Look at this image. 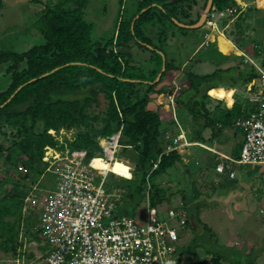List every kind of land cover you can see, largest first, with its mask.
Here are the masks:
<instances>
[{"label":"trees","instance_id":"obj_1","mask_svg":"<svg viewBox=\"0 0 264 264\" xmlns=\"http://www.w3.org/2000/svg\"><path fill=\"white\" fill-rule=\"evenodd\" d=\"M89 1L58 0L56 3H46L36 23L45 42L26 51L0 50V73L5 72L10 78V81L8 78L0 79V130L9 129L11 138L8 146L0 144V250L5 253L19 256L23 254L21 223L25 195H22L21 188L30 190L28 186L32 187L40 181L48 166L47 151L50 148L86 151L88 160H91L100 156L97 155L98 152H103L101 139L121 134L122 148L117 153V159L131 162L135 169L133 178L117 180L118 189L107 186L109 192L117 191L121 195V202L118 204L120 211L134 217L147 194L152 207H158L172 199L167 189L161 187L157 180L170 169L183 164V158L177 148L168 150L170 145L176 147L178 143L171 137L170 142L165 139L161 115L150 105L153 95L165 93V89H157V86L167 72L175 67L165 59L162 61V56L157 52L164 53L161 48L167 42V36L164 34L166 38L164 41L160 40V48L147 35V25L151 24L155 28L160 23L157 36H161L165 31L163 26L166 19L187 25L197 23L201 15L191 19L190 13L185 9L187 5L191 7L195 0H139L136 13L118 20L113 36L106 42H95L91 38L93 24L85 17ZM207 2L208 0L205 1L204 10ZM213 6L220 11L237 8V13L229 20L234 17L247 20L257 10L254 7L241 11L235 0H214ZM182 18L188 21L184 22ZM261 22L264 23L263 20ZM142 45L154 48L159 69L162 65L165 66V71H161L162 76L156 83L153 82L158 76V70L152 68L147 77L142 67L130 65L133 46ZM254 54L264 66V40L256 43ZM164 55L166 57L165 53L163 57ZM211 55L223 61L230 59L216 46L208 56ZM204 59L208 58L204 56ZM226 71L219 68L204 76L187 73L192 91L184 106L193 114L199 128L195 131L196 138L184 134L190 143L186 147H199L209 151L211 156L207 157L206 169L216 170L224 159L220 157V152L202 146L207 144L203 141V132L211 129L213 137H216L233 128L237 135H242L243 130L236 123L239 118L248 117L255 109L247 97L236 100L232 108L221 106L220 102L216 113L208 109L206 101L210 100L209 94L218 87V81L229 86L232 79H240L243 85H248L261 77L255 67L247 74L239 77L234 75L231 79L222 75ZM235 85L230 87L234 88ZM174 93L173 89L170 90V94ZM104 100L108 105L104 111L96 114L94 108H102ZM179 126L182 127L180 124ZM63 130H74V138H66L63 142L58 140V135ZM210 142L213 145V141ZM167 145L169 146L166 147ZM235 157L239 158L240 155ZM100 161L109 164L106 159L100 158ZM19 165L25 166L29 173L22 174ZM216 175L220 186L226 187L222 181L231 179L229 175L217 171ZM33 176L34 179H30ZM8 185H13V189L9 190ZM194 196L196 200L199 199L198 192ZM183 199L187 224L182 232L186 233L188 228L197 231L196 226L200 225L203 234L211 235L212 231L200 220L199 212L196 214L189 208L185 195ZM30 239L41 242L38 234ZM194 242L197 243V237ZM196 245L194 250L191 245L187 247L188 254L196 253L200 246ZM220 257L222 256L214 255L195 264H219Z\"/></svg>","mask_w":264,"mask_h":264},{"label":"rangeland","instance_id":"obj_2","mask_svg":"<svg viewBox=\"0 0 264 264\" xmlns=\"http://www.w3.org/2000/svg\"><path fill=\"white\" fill-rule=\"evenodd\" d=\"M57 1L0 0V50L26 51L35 45L43 44L44 38L36 24L38 16L45 9L46 3H56ZM138 1L90 0L85 8V17L93 24L92 40L106 42L112 37L118 20H124L136 13ZM205 1L195 0L191 7L188 5L185 7L190 13L191 19H196L198 15L204 13ZM235 1L241 7V11L254 7L257 10L251 13L247 20H239L234 17L225 25L230 18L226 12L223 17L217 19L215 27L217 31L215 29L212 31L206 26L199 29H187L178 24L182 22L175 20L173 23L166 19L163 35L157 36L160 32V23L155 28L151 24L147 25V35L154 39L155 45L160 47L162 44L160 40L164 41L163 39L166 38L164 34L167 36V42L162 44V48L160 47L166 57L165 55L163 57L162 51L157 50V52L162 56V61L165 59L175 67L167 72L163 81L157 86V89H165V93L158 96H156L157 94L153 95L150 105L160 113L163 121L162 130L165 132V139L169 142V137L179 140V136H176L179 131L196 138L195 131L199 128L193 114L184 106L192 91L187 73L193 72L196 75L204 76L212 74L219 68L225 71L230 69L222 75L231 79L234 75L239 77L247 74L253 67L257 70L258 68L264 70L261 60L257 59L254 54L256 43L264 40V23L261 22V20L264 21V0ZM184 19L181 20L188 21ZM219 33L224 34L225 37ZM209 34H211V38L208 40L210 45L206 46L204 43ZM214 46L230 59L223 61L214 55L209 57ZM153 50L154 48L150 45L147 47L133 46V60L130 65L135 68L142 67L147 77L148 72L154 68L158 70V78L164 66L162 65L161 69L158 68L156 65L157 54ZM204 56L208 59H204ZM6 78L8 75L5 72L0 73V79ZM157 78L154 82H157ZM230 85H235V87L231 88ZM217 86L211 95L209 94L210 100L206 101L211 112L216 113V107L220 105V102H222L221 106L232 108L236 100L247 97L248 85H243L240 79H235V81L232 79L229 86L227 83L218 81ZM172 89L174 94H170ZM107 105L108 102L104 100L102 108H94L95 113L100 114ZM97 125L101 126V124ZM5 132L7 133L5 134ZM74 134V130H63L58 135V140L73 139ZM203 136V141L207 144H212L210 140L213 141L216 150L221 151L222 149L224 153L232 154L234 157L241 153V142L238 141L242 136L237 135L233 128L223 131L216 137H213L211 129H206ZM225 138L227 139L225 140ZM10 140V130L6 128L0 130V144L8 146ZM172 148L175 147L169 146L168 150ZM177 149L183 158V164L170 169L168 173L157 180L161 187L167 189L168 195L172 196L170 202H164L161 205L185 211L183 199L185 195L189 201V208L196 214L199 212L202 223L212 231L211 235L203 234L202 227L198 225L196 226L197 231L188 228L185 234L181 232V243L184 246L181 249L184 253V260L197 262L215 255L222 256L219 264H264V217L260 213L264 206L262 181L264 167L244 165L236 169L234 179H223L225 181L222 182L226 187L222 188L219 180L216 179L215 168L206 169L207 157L211 156L209 151L199 147H184L179 143ZM97 155L103 156V152H98ZM93 160L92 166L99 172L110 171L105 178L102 177L110 189H118L117 180L134 177V164L127 160L117 159V155L116 160L109 164L99 162L97 158H93ZM44 175V178L35 183L36 185L28 186L30 190L21 188L22 195H25L24 216L21 223V239L24 241V248L21 249V252L23 254L19 256L0 250V264H43L44 251L40 242L30 238L35 234L36 217H38V210L35 209L39 208V202L51 190L52 183L55 184L51 174L45 173ZM30 179H34V176ZM35 186L37 188L33 190ZM8 188L9 190L13 189V185H8ZM197 192L198 200L194 196ZM146 216L145 200L135 211V217L142 221L146 220ZM196 237L197 243L194 242ZM196 244L200 245L197 247L196 253L188 254L187 247L191 245L194 250Z\"/></svg>","mask_w":264,"mask_h":264},{"label":"built area","instance_id":"obj_3","mask_svg":"<svg viewBox=\"0 0 264 264\" xmlns=\"http://www.w3.org/2000/svg\"><path fill=\"white\" fill-rule=\"evenodd\" d=\"M226 12L227 16H233L237 8L220 11L212 7L205 26L213 31L217 19ZM209 38L210 34L206 36V46L210 45ZM258 71L261 77L248 84L247 93L255 109L236 123L243 130L240 157L220 154L224 161L216 168L231 179L236 177V169L244 165L264 167V70ZM120 137L117 134L100 140L103 157L109 162L116 160L122 148ZM178 139L175 143L190 145L184 134ZM87 158L86 151L69 148L47 151L45 173L54 177L55 184L52 183L51 190L35 209L39 213L34 230L41 238V248H45L43 264H195L184 260L181 249V232L187 224L184 210L152 207L147 194L146 220L124 214L118 205L121 195L109 192L102 179L110 171L99 172L92 166V159ZM18 168L22 174L29 173L23 165ZM262 181L264 191V172ZM260 213L264 217V206Z\"/></svg>","mask_w":264,"mask_h":264},{"label":"water","instance_id":"obj_4","mask_svg":"<svg viewBox=\"0 0 264 264\" xmlns=\"http://www.w3.org/2000/svg\"><path fill=\"white\" fill-rule=\"evenodd\" d=\"M214 4V0H208L207 2V6L204 10V13L201 15L199 21L193 25H187V24H182V23H178L180 24L181 27L183 28H187V29H199V28H204L206 22H207V16L208 13L210 12L211 8L213 7ZM177 21V20H176ZM165 71V66L162 70V72ZM162 72L160 73L159 77L157 78V82L160 80L161 76H162ZM156 83V82H153Z\"/></svg>","mask_w":264,"mask_h":264},{"label":"crops","instance_id":"obj_5","mask_svg":"<svg viewBox=\"0 0 264 264\" xmlns=\"http://www.w3.org/2000/svg\"><path fill=\"white\" fill-rule=\"evenodd\" d=\"M231 20H229L228 22H227V24L230 22ZM226 24V25H227ZM215 30H216V28H215ZM217 31V30H216ZM221 36H223V37H225V35L224 34H222V33H219ZM219 43V42H218ZM219 45H220V43H219ZM166 132H167V130H166ZM169 133V132H168ZM167 133V134H168ZM182 133H180V131L178 132V134L176 135L177 137L179 136V135H181ZM242 136V135H241ZM175 139V138H174ZM227 138H225V140H226ZM240 139V138H239ZM224 141V140H223ZM238 142H242V138L240 139V141H238ZM191 144H193V145H202L201 143H191ZM171 146V145H170ZM192 146V145H191ZM202 146H205V147H207V148H209L210 150L212 149V150H215V151H217V152H220V153H222V154H225V155H229V154H227V153H224V151L221 149V151H219V150H216V149H214V146L213 145H210V144H204V145H202ZM209 146V147H208Z\"/></svg>","mask_w":264,"mask_h":264},{"label":"bare ground","instance_id":"obj_6","mask_svg":"<svg viewBox=\"0 0 264 264\" xmlns=\"http://www.w3.org/2000/svg\"><path fill=\"white\" fill-rule=\"evenodd\" d=\"M212 34V33H211ZM211 34H210V38H211ZM94 158H97L98 159V161L99 162H101L100 161V158H103V159H106V158H104V157H102V156H95ZM93 160V159H92ZM107 160V159H106ZM92 162V161H91ZM97 163V162H96ZM103 163V162H102ZM94 164V160H93V162H92V165Z\"/></svg>","mask_w":264,"mask_h":264},{"label":"clouds","instance_id":"obj_7","mask_svg":"<svg viewBox=\"0 0 264 264\" xmlns=\"http://www.w3.org/2000/svg\"><path fill=\"white\" fill-rule=\"evenodd\" d=\"M214 7V6H213ZM230 18H231V16H230ZM222 154V153H221ZM225 155V154H224Z\"/></svg>","mask_w":264,"mask_h":264}]
</instances>
